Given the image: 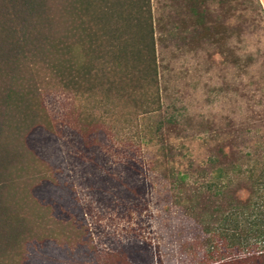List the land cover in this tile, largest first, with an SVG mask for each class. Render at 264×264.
I'll return each mask as SVG.
<instances>
[{
	"label": "rangeland",
	"instance_id": "374dc122",
	"mask_svg": "<svg viewBox=\"0 0 264 264\" xmlns=\"http://www.w3.org/2000/svg\"><path fill=\"white\" fill-rule=\"evenodd\" d=\"M151 6L161 109L137 115L101 96L44 91L51 129L35 127L27 145L49 174L30 179L45 224L7 264H264L263 244L227 247L176 200L216 181L213 135L230 149L264 147L259 0H207V31L194 38L191 28L172 35L190 19L185 0ZM235 189L246 202V182Z\"/></svg>",
	"mask_w": 264,
	"mask_h": 264
},
{
	"label": "trees",
	"instance_id": "16d2710c",
	"mask_svg": "<svg viewBox=\"0 0 264 264\" xmlns=\"http://www.w3.org/2000/svg\"><path fill=\"white\" fill-rule=\"evenodd\" d=\"M46 89L101 96L137 115L160 110L151 0H0V264L45 224L48 208L31 183L49 174L27 135L35 127L51 129ZM212 137L218 141L210 158L216 181L209 192L180 196L177 203L227 247L248 248L254 239L264 250V147L230 149L227 137ZM239 180L247 185L246 202L235 197Z\"/></svg>",
	"mask_w": 264,
	"mask_h": 264
},
{
	"label": "crops",
	"instance_id": "0c3cea01",
	"mask_svg": "<svg viewBox=\"0 0 264 264\" xmlns=\"http://www.w3.org/2000/svg\"><path fill=\"white\" fill-rule=\"evenodd\" d=\"M259 2L261 3L262 9H263V13H264V0H259ZM186 3V7L188 8V13L190 14V19L188 20L187 25L184 24V22L180 23L178 22L177 25L173 26V30H172V35L173 37H180V34L182 35V32L190 29L192 32L194 37H199L201 35V31L198 32L197 27H201L205 32L207 31V24H206V16H207V12H208V8H207V0H185ZM194 16V18H193ZM177 26V27H176ZM184 27V28H183ZM194 28V29H193ZM201 29V30H202Z\"/></svg>",
	"mask_w": 264,
	"mask_h": 264
}]
</instances>
